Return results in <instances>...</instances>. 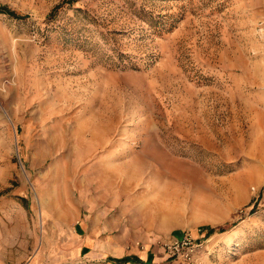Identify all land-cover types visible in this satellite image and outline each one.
Returning a JSON list of instances; mask_svg holds the SVG:
<instances>
[{"label":"rangeland","instance_id":"374dc122","mask_svg":"<svg viewBox=\"0 0 264 264\" xmlns=\"http://www.w3.org/2000/svg\"><path fill=\"white\" fill-rule=\"evenodd\" d=\"M176 237L264 264V0H0V264Z\"/></svg>","mask_w":264,"mask_h":264},{"label":"built area","instance_id":"2783aa9c","mask_svg":"<svg viewBox=\"0 0 264 264\" xmlns=\"http://www.w3.org/2000/svg\"><path fill=\"white\" fill-rule=\"evenodd\" d=\"M162 247L164 252H166L169 257L183 258L189 264H200L196 256L199 245L191 238H171L170 240L164 242Z\"/></svg>","mask_w":264,"mask_h":264},{"label":"trees","instance_id":"16d2710c","mask_svg":"<svg viewBox=\"0 0 264 264\" xmlns=\"http://www.w3.org/2000/svg\"><path fill=\"white\" fill-rule=\"evenodd\" d=\"M71 1H74V0H71ZM212 231H214L213 229H212ZM122 259V261L123 262H129V261H131L132 259H137V260H140V258H138V257H132V256H124L123 258H121Z\"/></svg>","mask_w":264,"mask_h":264},{"label":"crops","instance_id":"0c3cea01","mask_svg":"<svg viewBox=\"0 0 264 264\" xmlns=\"http://www.w3.org/2000/svg\"><path fill=\"white\" fill-rule=\"evenodd\" d=\"M133 257V256H132Z\"/></svg>","mask_w":264,"mask_h":264}]
</instances>
